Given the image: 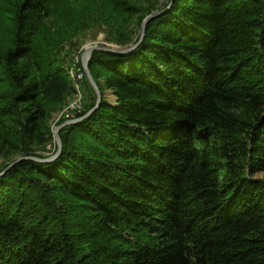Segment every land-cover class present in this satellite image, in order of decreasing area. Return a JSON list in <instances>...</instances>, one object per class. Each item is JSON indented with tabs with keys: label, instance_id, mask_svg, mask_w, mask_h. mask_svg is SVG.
<instances>
[{
	"label": "trees",
	"instance_id": "trees-1",
	"mask_svg": "<svg viewBox=\"0 0 264 264\" xmlns=\"http://www.w3.org/2000/svg\"><path fill=\"white\" fill-rule=\"evenodd\" d=\"M0 161V264H264V0H0Z\"/></svg>",
	"mask_w": 264,
	"mask_h": 264
},
{
	"label": "rangeland",
	"instance_id": "rangeland-1",
	"mask_svg": "<svg viewBox=\"0 0 264 264\" xmlns=\"http://www.w3.org/2000/svg\"><path fill=\"white\" fill-rule=\"evenodd\" d=\"M152 2L154 4L155 11H156V10L163 9L165 7V5L167 4L168 0H152ZM85 32L86 33H83L81 35L76 36L70 42H66L63 44V47H65L66 50L69 51V55H70L69 56V68L72 66V63L77 64L76 65L77 69L83 68L82 55L84 54L86 49H88L89 47H100V48H108L111 46L119 47L117 45L106 43V41H105L106 28H105V25H103V24L101 25L100 28H91ZM137 35H138V33H137ZM75 56H76V59H75ZM69 77H70V75H69ZM70 80L73 84L72 79H70ZM81 84H82V88L80 90H81V93L84 97L83 81ZM73 87H74V91L76 92L74 84H73ZM80 87H81V85H80ZM108 95L110 96V98L114 97V95L110 92ZM73 99H75V94H73V97L71 96V98L67 99L66 103L61 107L60 111L53 116V120H52L53 121V128L56 127L55 126L56 125V119L54 120V118L56 116H59V113L61 114L63 112V110L72 102ZM107 99H108V103H111V104L115 103V100L109 99V98H107ZM63 119L70 120V119L64 118V116H61V117H59L58 121L63 120ZM0 163H1V161H0Z\"/></svg>",
	"mask_w": 264,
	"mask_h": 264
},
{
	"label": "water",
	"instance_id": "water-1",
	"mask_svg": "<svg viewBox=\"0 0 264 264\" xmlns=\"http://www.w3.org/2000/svg\"><path fill=\"white\" fill-rule=\"evenodd\" d=\"M158 15H150L148 16L147 18L144 19V21L142 22V25H141V33H140V39L139 41L135 44V45H129V46H119V47H116V46H111V47H108V48H100V47H89L88 49H86V51L84 52V54L82 55V65H83V68H84V71H85V74H86V77H87V80L89 83V85L91 86V88L93 89L94 93H95V96L96 97V105L93 109L89 110V112L87 111V113L81 117L80 119H74V120H70V121H66L64 122L63 124H61L60 126H57V127H54L53 128V138H54V142L56 144V153L48 158V159H45V160H39V159H35V158H24V159H18L16 160L15 162H13L8 168H11L13 167L15 164H17L19 161L21 160H26V159H30V160H33L35 162H41V163H49V162H52L53 160H55L61 153V150H62V143H61V140H60V137H59V131L62 129V128H65L67 126H72L78 122H81L83 120H85L86 118H88L93 111H95V109L98 108L99 104L101 103L102 101V97L100 95V91L96 85V82L93 80L90 72H89V62L91 60V57L93 55V53L95 51H105V52H110V53H114V54H127V53H130L131 51H133L134 49L137 48V46L139 45V43L141 42V40L143 39L144 35H145V28H146V24L153 18L157 17Z\"/></svg>",
	"mask_w": 264,
	"mask_h": 264
},
{
	"label": "built area",
	"instance_id": "built-area-1",
	"mask_svg": "<svg viewBox=\"0 0 264 264\" xmlns=\"http://www.w3.org/2000/svg\"><path fill=\"white\" fill-rule=\"evenodd\" d=\"M77 64H73L72 66L74 70H78V77H77V85H78V96H76V103L75 104H71L68 109L66 110V119H71L74 118L76 115L80 114L82 111V102H83V95L81 93V87L80 84L84 79V73L82 69H77L76 68Z\"/></svg>",
	"mask_w": 264,
	"mask_h": 264
},
{
	"label": "bare ground",
	"instance_id": "bare-ground-1",
	"mask_svg": "<svg viewBox=\"0 0 264 264\" xmlns=\"http://www.w3.org/2000/svg\"><path fill=\"white\" fill-rule=\"evenodd\" d=\"M75 59H76V56H75ZM83 69V73H84V76H86L85 74V71H84V68ZM68 74L70 75V79H72L73 81V84L75 86V89H76V92H75V99L72 100V102L63 110V112L60 114L59 113V116H56L54 118V120L56 119V123L57 121L59 120V117L61 116H64V118L66 117V110L68 109V107L71 105V104H75L76 103V96H78V85H77V77H78V70H74L73 67H70L68 70H67ZM82 83V82H81ZM81 85V88H82V84ZM84 98V97H83ZM84 105V99H83V102H82V106ZM83 109V108H82ZM76 117V116H75ZM74 118H71L70 120H74ZM70 120H66V121H70ZM65 121V122H66Z\"/></svg>",
	"mask_w": 264,
	"mask_h": 264
},
{
	"label": "crops",
	"instance_id": "crops-1",
	"mask_svg": "<svg viewBox=\"0 0 264 264\" xmlns=\"http://www.w3.org/2000/svg\"><path fill=\"white\" fill-rule=\"evenodd\" d=\"M109 92H110V91H105L104 94H103V99H104V101H106L107 103H108V99H107V98L115 100V98L112 97V96H111L112 98H110V96L108 95ZM110 93H111V92H110Z\"/></svg>",
	"mask_w": 264,
	"mask_h": 264
}]
</instances>
